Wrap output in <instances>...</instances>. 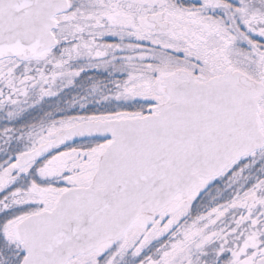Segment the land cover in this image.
Returning <instances> with one entry per match:
<instances>
[{
  "label": "snow or ice",
  "instance_id": "1",
  "mask_svg": "<svg viewBox=\"0 0 264 264\" xmlns=\"http://www.w3.org/2000/svg\"><path fill=\"white\" fill-rule=\"evenodd\" d=\"M0 264H264V0H0Z\"/></svg>",
  "mask_w": 264,
  "mask_h": 264
}]
</instances>
